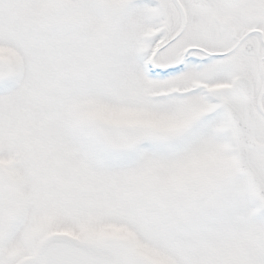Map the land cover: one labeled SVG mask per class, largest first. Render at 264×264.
I'll list each match as a JSON object with an SVG mask.
<instances>
[{
    "label": "snow or ice",
    "instance_id": "6c2138e0",
    "mask_svg": "<svg viewBox=\"0 0 264 264\" xmlns=\"http://www.w3.org/2000/svg\"><path fill=\"white\" fill-rule=\"evenodd\" d=\"M0 264H264V0H0Z\"/></svg>",
    "mask_w": 264,
    "mask_h": 264
}]
</instances>
